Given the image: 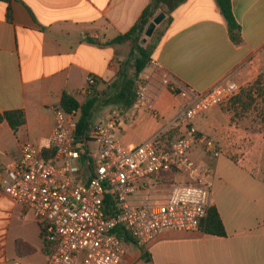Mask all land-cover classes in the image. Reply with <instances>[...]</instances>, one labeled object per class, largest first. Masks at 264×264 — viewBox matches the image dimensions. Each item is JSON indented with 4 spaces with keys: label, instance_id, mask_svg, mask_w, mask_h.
I'll return each instance as SVG.
<instances>
[{
    "label": "crops",
    "instance_id": "crops-1",
    "mask_svg": "<svg viewBox=\"0 0 264 264\" xmlns=\"http://www.w3.org/2000/svg\"><path fill=\"white\" fill-rule=\"evenodd\" d=\"M150 0H8L0 1V113L22 110L25 122L16 132L0 123V175L15 163L24 143L49 149L53 109L62 94L86 102L85 81L95 79L96 125L114 108L121 111L118 138L125 147L141 144L164 129L184 98L177 90L205 91L223 77L237 82L264 74V0H230L240 28L236 45L215 0H185L172 13L153 59L140 74L148 83L151 110L107 104L118 91L119 71L128 59L129 43L105 44L126 33ZM11 19H7V9ZM127 72V68L125 70ZM230 107H213L192 125L215 138L222 154L207 155L193 147L192 160L211 171V206L225 235L159 232L146 251L125 241L122 264H264V131L235 117ZM237 128V134L233 131ZM246 136L241 143L238 136ZM87 148L95 150L93 142ZM162 172L173 182L188 178ZM164 192L167 191L163 183ZM40 225L30 212L0 190V262L46 264Z\"/></svg>",
    "mask_w": 264,
    "mask_h": 264
},
{
    "label": "built area",
    "instance_id": "built-area-1",
    "mask_svg": "<svg viewBox=\"0 0 264 264\" xmlns=\"http://www.w3.org/2000/svg\"><path fill=\"white\" fill-rule=\"evenodd\" d=\"M148 65H156L155 60L151 58ZM140 74L134 107L151 110L148 83ZM254 80L237 82L227 76L198 92L177 90L164 79L162 83L184 101L164 129L132 147L119 141L122 115L118 108L92 126L88 143L96 148L90 150L75 143L78 112L66 113L57 105L48 138L53 154L44 158L40 147L24 143L15 163L4 169L5 180L0 175V190L40 225L43 242L50 249L46 264H122L126 238L147 251L162 230L200 232L211 206L212 171L195 163L191 151L200 145L206 154L217 157L222 148L192 122L213 107H230ZM94 86L95 79L88 76L87 100L94 97ZM250 93L258 96L255 89ZM169 131L177 134L166 139ZM233 133L237 134L236 127ZM238 138L242 144L247 142L246 136ZM162 172L185 174L188 181L172 184L164 192ZM0 264L23 263L14 259Z\"/></svg>",
    "mask_w": 264,
    "mask_h": 264
},
{
    "label": "trees",
    "instance_id": "trees-1",
    "mask_svg": "<svg viewBox=\"0 0 264 264\" xmlns=\"http://www.w3.org/2000/svg\"><path fill=\"white\" fill-rule=\"evenodd\" d=\"M8 1V0H0ZM216 4L226 21L228 34L232 42L236 45L241 43L240 28L236 23L230 0H215ZM185 0H150L149 4L144 8L142 13L131 28L124 34L118 35L114 39L105 42L112 43H129L130 51L128 59L122 63L127 68L119 71L121 82L115 96L107 101V104H112L121 107H130L135 101V82L139 74L148 66L154 51L161 42L168 26L172 22L171 13L183 4ZM164 14L163 20L155 27L152 34L144 44L140 41L144 38V32L148 24L154 19L156 14ZM7 19H11L10 9H7ZM60 107L66 112L71 113L77 111L79 113L76 121L74 132L75 143L79 147L87 146L89 142V133L92 128L93 111L96 105V98L86 100L85 103L79 104L71 95L63 93L59 102ZM6 121L9 127L16 132L25 122L24 112L22 110H11L0 113V123ZM177 134L176 131H169L166 139H172ZM53 154L52 150H43L42 156L49 158ZM84 163V162H82ZM107 202V201H106ZM109 209V204L107 205ZM200 232L214 236H224L225 231L222 221L215 207L210 206L207 217L201 222ZM129 239V238H126ZM44 252L50 253L49 246L44 244Z\"/></svg>",
    "mask_w": 264,
    "mask_h": 264
},
{
    "label": "rangeland",
    "instance_id": "rangeland-1",
    "mask_svg": "<svg viewBox=\"0 0 264 264\" xmlns=\"http://www.w3.org/2000/svg\"><path fill=\"white\" fill-rule=\"evenodd\" d=\"M147 39L148 37H146V40ZM251 89H255L256 94H258L256 98H253L251 95ZM230 106L233 108L232 110H234L235 117H241L243 120L251 122L250 124H254L256 127L264 131V74L254 80L251 88L243 90ZM77 115H79V113ZM94 117L92 118V124L95 122ZM173 173H175L176 176H179L180 174L176 172ZM173 173L171 175H173ZM171 181L172 180L169 177H164V181L162 180L160 185L161 190L164 191L165 189L163 183L165 187L169 186L167 190H169L172 184H181V182Z\"/></svg>",
    "mask_w": 264,
    "mask_h": 264
},
{
    "label": "water",
    "instance_id": "water-1",
    "mask_svg": "<svg viewBox=\"0 0 264 264\" xmlns=\"http://www.w3.org/2000/svg\"><path fill=\"white\" fill-rule=\"evenodd\" d=\"M164 18V14L163 13H159L158 15H156L154 17V19L148 24V26L146 27V30L144 32V38L141 40V44H144L146 41V37L150 36L153 32V30L155 29V27L163 20Z\"/></svg>",
    "mask_w": 264,
    "mask_h": 264
}]
</instances>
